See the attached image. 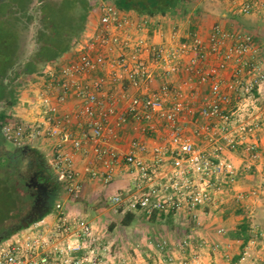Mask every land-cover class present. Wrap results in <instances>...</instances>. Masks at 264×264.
Returning <instances> with one entry per match:
<instances>
[{"label": "built area", "instance_id": "obj_1", "mask_svg": "<svg viewBox=\"0 0 264 264\" xmlns=\"http://www.w3.org/2000/svg\"><path fill=\"white\" fill-rule=\"evenodd\" d=\"M234 7L264 18V0ZM97 11L69 57L49 66L43 87L14 121L3 123V135L18 146L53 141L56 170L73 198L82 191L77 151L93 153L103 168L87 170L106 182L124 165L132 188L108 199L124 213L183 214L195 226L207 207L264 195V175L261 192L238 186L247 172L264 170V58L254 34L217 22L207 37L174 30L156 40L151 33L163 31L161 25L151 31L146 18L109 0ZM129 121L154 143L133 136L125 151L112 145ZM54 210L52 221L36 220L0 242V264H203L207 240L191 232L150 235L145 258L117 256L115 241L92 221L62 201ZM247 255L244 248L237 264Z\"/></svg>", "mask_w": 264, "mask_h": 264}, {"label": "rangeland", "instance_id": "obj_2", "mask_svg": "<svg viewBox=\"0 0 264 264\" xmlns=\"http://www.w3.org/2000/svg\"><path fill=\"white\" fill-rule=\"evenodd\" d=\"M89 1L95 6L92 7L87 19V28L97 19V4L101 0ZM12 5L15 6L17 10L16 12H14V9H11ZM21 6H24V8L27 6V11L24 12L23 10H19ZM40 6L41 2L39 0H7L3 4L0 3V76L1 74L3 75V70H6L5 75L2 78L3 83L8 85L7 90L4 93V98L0 99V112H6L7 117L5 122L15 120V113H17L15 111V107H18V104L23 110L26 108L27 101L30 99V97H33L36 89L43 87L44 75L46 74L45 71L49 69V65L60 62V57L63 56H60L56 62L53 61L44 65L40 64V69L36 72H24L25 62L33 55L38 46L36 37L37 29L40 26V20L36 9ZM190 6L191 11L196 13L191 15L190 13L187 15H178L177 21H179L180 26H177L176 29L173 30L179 29L180 33H184L183 29H188L190 24L195 25V27H199L200 25H208L216 20L224 24V20H222V18H224L222 13L227 9L226 4L218 3L217 0H194L190 3ZM30 10L35 11V13L29 15ZM69 12L70 11H68V14ZM230 15L234 19L232 22H237V25L242 27L241 29H245L254 34L257 44L261 49L262 56L264 57V19L259 17L256 19L254 17H243L233 12ZM68 16L69 15L66 14L67 18ZM17 17H19V20L18 22H15ZM60 18L64 20L63 16H60ZM2 20H4V22ZM15 25H17L18 28L17 38H15V32L14 34H10L11 31H14ZM162 32L163 31L156 33L153 31L151 36L155 38V36ZM12 58L13 62L11 64ZM2 92V88H0V97L3 95ZM13 95H16V98L12 104H9L8 102L13 97ZM1 134L0 159L5 160L9 159V155L11 153H15V143L8 140L3 135L2 128ZM35 141H26L22 146L16 145L18 148L28 149L26 151L27 154H22L19 152L16 155L17 157H13V159L16 158L15 160L9 159V164L0 166V175L3 178H6L7 176L13 182L12 183L10 181L9 185L12 187L15 186L13 213L4 218V215L7 213H5L6 211H1L4 206L0 207V224L4 218L3 223L0 225V240L2 232L6 233L17 229L21 222H23V218H27L30 215L29 211L34 199L31 196L32 190L27 188L26 181L27 179H30L32 169L35 165H41L44 167L51 177L52 189L53 191H57L56 194L53 195L52 204L57 200L66 201L67 196L72 197L65 189V184L62 179H60L56 170L54 142L48 141L43 143V146H40L42 144ZM34 144L41 147L39 148L43 151V154H30L29 150L35 147ZM30 158L32 159L31 166L28 164ZM112 193L113 192H111V190H108L104 197L100 198L98 206H82L81 210H83L85 213H88V218L95 217L97 214L96 210H99L98 213H102L104 219L98 225L99 231H101V233H105L106 239L115 241L114 248L115 254L117 256L130 254L131 256H135L138 259L147 257L148 254L144 252L146 247L144 244H142L141 247L140 241H144L151 233H161L162 235H167L168 237L175 239V237L178 238L187 232L194 234L195 231L206 227V225H214L212 222L209 224L210 219H213L212 217L215 216V214L209 213L210 209L208 207L202 211L201 224L195 226L193 222L188 220L189 217L187 215L176 214L174 217H172L171 221L156 222L155 220H151L149 222L148 218H143L142 212L137 213L135 219H133L129 224H124L122 221L126 213L122 212L117 206L111 205L107 202L109 195ZM1 195L2 192L0 193L1 199L5 197L4 194L2 197ZM78 198L79 197H76L74 199ZM10 199L11 198H9V201H11ZM231 203L232 202H229L228 205H231ZM17 204L19 206V215L15 214V206H17ZM245 214L246 218L249 220V223L253 222L251 216H247L248 212ZM238 215L242 216L241 213ZM216 216H218V214H216ZM138 217H141L142 219L139 220ZM255 217H257L261 228L260 232H254L253 235L255 240H257L255 245L258 248L260 245H262V240L264 239V212L258 211V215ZM34 221H36V219ZM151 222L155 224L153 225ZM18 230H16V232ZM147 233L148 235H146ZM227 256L229 255L225 256L226 259Z\"/></svg>", "mask_w": 264, "mask_h": 264}, {"label": "crops", "instance_id": "obj_3", "mask_svg": "<svg viewBox=\"0 0 264 264\" xmlns=\"http://www.w3.org/2000/svg\"><path fill=\"white\" fill-rule=\"evenodd\" d=\"M237 1L239 0H217L218 3L226 4V7H227L226 11L222 13V16L224 17L222 18V20H224V24L216 20V21L211 22L208 25H204V26L200 25L199 27H195V25H191V26L189 25L188 29H183L184 33L183 32L180 33L179 29L177 30V32L182 37V36H185V34L191 30H197L204 37H207L210 31L212 30L213 25L217 22L221 23L227 29H241L242 27L237 25L236 21H235L236 23L232 22L234 20L230 15L232 12L239 14L243 17H254L255 19L259 17V18L264 19L259 14L244 15V14L239 13L234 7L236 6ZM125 10L139 19L146 18L149 21L148 25H151V31L156 29L159 25H161L162 28L164 29L162 32L163 34L162 35L159 34L155 36L156 40L170 38L171 32L174 31L173 29H176L177 26H180L179 21H177V16L179 14H176V13L168 12L166 15H161V14L148 15V14H141L135 9H125ZM189 13L191 15L194 12L190 10ZM92 23L88 27H92L93 26ZM71 48L70 50L65 52L62 57H60V61H65L69 57V55L72 53ZM261 56H262V53H261ZM57 63L58 62L52 63L49 66H55ZM71 108H72V103L71 102L67 103L66 109L70 110ZM15 111L21 112L23 111V109L18 104V107H15ZM72 126L74 128L77 127V125L75 124ZM150 134H151L150 132L144 131L138 122L129 121L124 126L122 131L120 132V135L118 136V138L113 140L112 145L125 151L129 145L131 137L133 136L138 137L139 139L145 140L149 142L150 144H153L154 140L152 139ZM48 141L49 140L38 139L35 142L41 143L42 145L40 146H43V143L48 142ZM93 143L94 141H90L89 143H87V146L89 147V149H91L90 147L93 145ZM34 146H35L34 148L31 147L32 149L29 150L30 154L32 153H34L35 155L40 154V153L43 154V151L40 149L41 147L39 145L34 144ZM19 152L23 154V152L21 151V148H18L15 145V157H17L16 155ZM74 163H75L76 169L79 171V178H80L81 185H82V191L78 199H74L73 197L67 196L66 201H62V202L65 204V207L69 209L71 212L80 214L86 217L88 220L92 221V223H94L96 228L99 230L98 225L104 219L103 218L104 216L102 215V213H98L99 210H96L97 211L96 216L88 218L87 217L88 213H85L83 210H81V207L87 206V205L93 206V207L98 206L100 198L104 197L105 193L108 190H111V192H113L112 194H114L119 191L123 192V191H127L128 189H131L132 188V182H131L132 173L124 165H121L120 168L118 169L119 172L117 176L112 181L106 182L101 176H98V177L93 176L92 173L87 170V168L88 167L103 168V166L101 162L96 160V158L94 157L93 153L90 150L88 152L84 150L77 151L74 157ZM263 175H264V170H262L261 167H259L253 173L247 172L245 176L239 181L238 186L244 189L246 193H250V191L254 189L259 190V186L262 181ZM27 188H29L28 185H27ZM259 192H261V189L259 190ZM263 196L264 195H262V193H259L258 195L252 194V195H249L247 199L243 200L242 202L234 201L231 203V205H228V203H226L219 207H215V206L208 207L210 209L209 213L215 214V216L212 217L213 219H210V223H209L211 224L212 222V224L214 225L213 226L206 225V227L200 228L199 230L194 232V236L196 237L195 238L196 240H200L201 238H204L207 240V244H205V248L202 251L203 253H202L201 263L203 264H237V262L239 261L241 252L245 248L248 251V255L246 257V260L244 261V264H264V239L262 240V245H260L257 248L255 245L257 243V240H255L253 236L254 232L258 233L261 231L260 223H258L259 221L257 217L255 216L258 215V211L264 212V197ZM58 201H61V200H57L56 202ZM55 203H53L51 207H47L45 205L43 207V210L39 212V215L33 216V214H30L27 218L24 217L23 222H21V224L23 225L24 222L30 223L31 219L33 221L35 219L52 221L54 218V214H55V210H54ZM48 209L50 210V212L46 211ZM139 212H142L143 218L144 217H145L144 219L148 218L149 222L151 220H155L156 222L171 221L172 217H174V214H156L155 217L152 218V215L146 214L142 210L135 211L134 215L136 216V214ZM247 212H248L247 216H251V219L253 221L251 223H249V220L246 218L245 213ZM240 213L242 214V216L238 215ZM15 214L19 215L18 204L17 206H15ZM216 214H218V216H216ZM135 216H134V219H135ZM138 218L139 220L142 219L141 217H138ZM241 223L248 224L249 238L246 241L243 238L238 237L239 226ZM151 224L154 225L155 223L151 222ZM219 227H223L224 229L223 232L219 233L217 231ZM146 235H148V233ZM150 235L151 237H154V236H159L162 234L161 233H153V234L151 233L149 234V236ZM145 240L140 241L141 242L140 246L142 247V244H144V246L147 248ZM216 242H219L221 246L219 249L213 250L212 246ZM147 250L148 249H144V252H146ZM226 255H229L227 256V259L225 257Z\"/></svg>", "mask_w": 264, "mask_h": 264}, {"label": "trees", "instance_id": "obj_4", "mask_svg": "<svg viewBox=\"0 0 264 264\" xmlns=\"http://www.w3.org/2000/svg\"><path fill=\"white\" fill-rule=\"evenodd\" d=\"M41 2V6L36 9L37 15L40 20V26L37 29V41L38 46L33 55L25 62L24 72L33 73L40 69V64L44 65L46 63H51L56 61L60 56H62L65 52L70 50L71 47L74 46L75 42L84 34L87 29V19L89 17L90 11L93 6L89 0H39ZM103 1V0H101ZM99 1V3L101 2ZM194 0H112L119 8L122 9H135L141 14H161L166 15L168 12L176 13L179 15H187L191 6L190 3ZM98 3V4H99ZM97 4V5H98ZM27 5V4H26ZM77 8V9H76ZM24 6H21L19 10H23L26 12L27 10ZM17 10L15 9V12ZM68 11L72 12L68 14ZM35 11L29 12V15H32ZM196 12H194L195 14ZM5 14V13H4ZM66 14L69 15L68 18ZM60 16L64 17V20L60 18ZM16 18V17H15ZM19 17H17L15 22H18ZM4 22V20H2ZM193 24H190V26ZM9 26V25H8ZM11 28V26H10ZM14 29V28H13ZM15 38L18 35V28L15 25L14 31H11L10 34H14ZM13 62V58L11 60V64ZM10 66V65H9ZM8 66V67H9ZM7 69V67H6ZM6 71V70H5ZM5 71L3 70V75L0 76V88H2V94L0 99L4 98V93L7 90L6 84L3 83V78L5 75ZM16 98V95L9 100V104H12ZM6 112H0V141H1V128L3 123L6 121ZM3 137V136H2ZM9 159H13L15 157V153H11L9 155ZM9 159H0V166L9 164ZM10 179L6 176L3 178L0 175V191L2 192L0 198V207L4 206L1 211H6L4 218L13 213L14 210V196H15V186H10ZM12 182V181H11ZM13 183V182H12ZM0 192V193H1ZM57 191L52 192L53 195L56 194ZM9 198H11L9 201ZM0 211V212H1ZM50 212V210H46ZM1 214V213H0ZM43 214V212H42ZM156 213L152 214V218L155 217ZM134 212H128L123 218L124 224H129L134 219ZM3 218V221H4ZM1 222V224L3 223ZM0 224V225H1ZM24 225H19L17 229L12 230L11 232H2L1 240L9 237L16 230L23 228ZM238 237L243 238L245 241L249 238L248 233V224L241 223L239 226Z\"/></svg>", "mask_w": 264, "mask_h": 264}, {"label": "flooded vegetation", "instance_id": "obj_5", "mask_svg": "<svg viewBox=\"0 0 264 264\" xmlns=\"http://www.w3.org/2000/svg\"><path fill=\"white\" fill-rule=\"evenodd\" d=\"M7 0H0V3L3 4ZM11 9H14L15 6L12 5ZM13 12V13H14ZM15 15V14H13ZM8 17V15H7ZM24 154H27L26 148L21 149ZM31 158L28 161L29 166L32 165ZM37 167V168H36ZM41 168V169H40ZM30 181V182H29ZM51 177L49 176L47 170H44V167L41 165H35L32 169V174L30 179H27L26 184L32 190L31 194L34 199V202L30 208V214L39 215V212L43 210V207L46 205L47 207L52 206V186H51ZM31 184V186H30Z\"/></svg>", "mask_w": 264, "mask_h": 264}, {"label": "water", "instance_id": "obj_6", "mask_svg": "<svg viewBox=\"0 0 264 264\" xmlns=\"http://www.w3.org/2000/svg\"><path fill=\"white\" fill-rule=\"evenodd\" d=\"M31 222H33V220H32V219H31ZM31 222H30V223H31ZM30 223H28V222H24V223H23V225H24V227H27V226H29V225H30Z\"/></svg>", "mask_w": 264, "mask_h": 264}]
</instances>
